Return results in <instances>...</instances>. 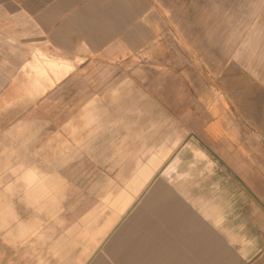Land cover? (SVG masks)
<instances>
[{"label":"crops","instance_id":"0c3cea01","mask_svg":"<svg viewBox=\"0 0 264 264\" xmlns=\"http://www.w3.org/2000/svg\"><path fill=\"white\" fill-rule=\"evenodd\" d=\"M8 1L0 0V188L7 190V195L0 192V236L16 235L26 229L24 220L33 218L43 234V228L63 220L58 200L66 183L48 174L49 124L50 111L65 103L64 77L74 71L58 77L59 72L45 67L41 73L29 61L44 45L68 52L84 45L108 60L115 53L122 58L134 46L140 53L137 45L148 43L151 34L143 18L148 4ZM183 3L169 0V52L176 53L179 33L191 60L200 61L195 80L189 68L183 73L184 135L176 132L152 145L131 142L124 151V142L117 144L122 150L118 159L128 156L133 164H122L108 182L98 180L97 199L87 203L84 214L61 235H50L65 264L242 263L244 252L232 245L251 236L242 221L227 224L226 218L238 189L264 205V35L250 33L251 21L209 19L208 9L205 18L187 19ZM242 27L249 34L242 35ZM210 83L216 99L209 100ZM113 86L106 83L104 91ZM217 170L222 175L208 183L210 195L191 190L194 183L188 182L196 175Z\"/></svg>","mask_w":264,"mask_h":264},{"label":"rangeland","instance_id":"374dc122","mask_svg":"<svg viewBox=\"0 0 264 264\" xmlns=\"http://www.w3.org/2000/svg\"><path fill=\"white\" fill-rule=\"evenodd\" d=\"M86 1L81 0V4ZM184 1L182 8L187 19L205 18V10L208 9L209 19L237 18L242 25L251 21L250 33L264 35V0ZM224 1L226 2L223 3ZM6 3L10 2L1 0V4ZM146 3L147 11L143 18L151 34L148 43L137 45L143 48L140 53L132 49L136 48L134 46L127 53L124 52L122 58L117 59L118 55L115 53L116 58L108 60L104 58V53H92L84 45L71 52L52 45L40 46L34 51V57L37 56L42 62L40 64L50 72L53 70L47 64L49 58L62 57L74 63L73 68L62 65L57 70L58 77L71 71L74 74L64 77L67 85L63 93L65 103L58 111H50L53 120L49 124L48 174L58 176L62 183H66L64 193L58 200L63 220L45 232L43 228V234H40L38 220L25 219L26 229L17 230L16 235H1L0 264H65L63 251L50 235H61L84 214L87 203L97 199L94 187L98 180L102 182L100 184L108 182L109 176L115 177L122 164L128 167L133 164L128 156H124L123 160L118 159L122 150L117 144L124 142V151L131 142L152 145L170 140L176 132L184 135V126L180 123L184 113L183 73L185 68H189L194 72L195 80V69H199L200 61L191 60L187 52H190V47L186 46L179 33L178 44L173 45L176 53L169 52L172 36L169 30V0H146ZM1 14L3 18L8 16V12ZM241 31L242 35L249 34L247 27H242ZM111 68L112 70H107ZM38 71L46 73L45 69L44 72ZM111 71L112 75L105 74ZM106 83L114 84L107 93L103 87ZM209 89V100L216 99L218 93L211 83ZM198 103L200 104L199 97ZM137 104L140 105L139 108L136 107ZM256 128L258 129V125ZM114 160L120 161L115 163ZM218 170L212 172L211 176L208 172H204L201 177L196 175L191 179L193 181L188 182L194 183L190 184L191 190L196 194L203 192L210 195L212 190L208 183H213L222 175ZM16 174L18 180L23 179L20 173ZM226 176L225 174V180ZM173 183H176V179ZM18 184L23 183H16L17 187ZM1 191L7 195V190L0 188ZM234 199L237 202L228 210L226 223L242 221L251 240L236 241L232 246L234 250L244 252L241 264H264V205L254 201L244 188L238 189V195ZM19 203L18 199V208ZM45 221L47 223L48 219L43 223ZM221 239L227 242L225 234L221 235Z\"/></svg>","mask_w":264,"mask_h":264},{"label":"bare ground","instance_id":"6f19581e","mask_svg":"<svg viewBox=\"0 0 264 264\" xmlns=\"http://www.w3.org/2000/svg\"><path fill=\"white\" fill-rule=\"evenodd\" d=\"M195 1V0H194ZM201 1H204V0H201ZM207 1V0H206ZM217 1V0H216ZM215 1V2H216ZM197 2H198V0H197ZM200 2V1H199ZM208 2V1H207ZM211 2V1H210ZM217 2H219V0L217 1ZM226 1H224L223 3H225ZM230 2V4H231V1H229ZM229 2L227 3V4H229ZM194 3V2H193ZM196 3V2H195ZM200 3H202V2H200ZM221 4V3H220ZM230 4H229V7H230ZM234 4V3H233ZM202 5V4H201ZM236 5V4H235ZM171 6V5H170ZM179 6V5H178ZM206 6H208V5H206ZM221 6H222V4H221ZM169 7V6H168ZM234 7H236V6H234ZM197 8H199V7H197ZM196 8V9H197ZM181 9V8H180ZM195 9V10H196ZM212 9V8H211ZM224 9H225V7H224ZM227 9H228V7H227ZM231 10H232V8H230ZM236 9V8H235ZM192 10H193V8H192ZM198 10V9H197ZM201 10V9H200ZM172 11H174V10H172ZM176 11V10H175ZM173 13V12H172ZM196 13V12H195ZM198 13V12H197ZM174 14V13H173ZM191 14H193V13H191ZM197 14H195L194 15V18H195V16H196ZM198 16H200V13H199V15ZM198 16H197V18H198ZM209 16V15H208ZM228 17V16H227ZM176 20V19H175ZM206 20V19H205ZM226 20V19H225ZM196 24V23H195ZM221 24H223V23H221ZM204 25V24H203ZM219 26V25H218ZM199 27H200V25H199ZM220 27V26H219ZM197 30H199V28L197 29ZM228 30V29H227ZM203 30H202V28H201V33H203L202 32ZM221 31H222V29H221ZM220 31V32H221ZM226 31V30H225ZM213 32V31H212ZM200 33V32H199ZM205 33V32H204ZM223 33V32H222ZM214 34H216V32H214ZM204 35V34H203ZM205 36V35H204ZM222 36V35H221ZM220 37V36H219ZM224 37H225V35H224ZM205 38H203V40H204ZM208 42L210 41V40H207ZM218 42V41H217ZM220 42V41H219ZM217 46V45H216ZM221 49V48H220ZM222 50V49H221ZM220 54V53H219ZM221 56V55H220ZM62 57H60V59H55V58H49L48 59V61H47V64L51 67V69L53 70V71H55V72H57V70H59L61 67H62V65H64L66 68H73L74 67V63L72 62V61H69V60H67V58L65 59H61ZM40 63H42V62H40V60L38 59V58H33V59H31L30 60V64H32V65H34V66H37V67H39L40 69H42V70H46V68L44 67V66H42V64H40ZM124 74V73H123ZM109 88V87H108ZM256 102V101H255Z\"/></svg>","mask_w":264,"mask_h":264}]
</instances>
